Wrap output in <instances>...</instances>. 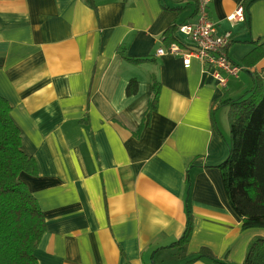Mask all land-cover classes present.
Masks as SVG:
<instances>
[{"label": "crops", "instance_id": "1", "mask_svg": "<svg viewBox=\"0 0 264 264\" xmlns=\"http://www.w3.org/2000/svg\"><path fill=\"white\" fill-rule=\"evenodd\" d=\"M244 1L208 4L243 68L222 88L197 58L185 67L156 56L169 26L196 21V0H0V97L35 162L21 179L45 220L37 264H214L194 260L202 249L242 264L249 242L264 238L242 230L218 168L228 155L224 102L264 69V55L241 63L264 45V0L247 8L248 24L226 20ZM188 216L190 238L178 246Z\"/></svg>", "mask_w": 264, "mask_h": 264}, {"label": "trees", "instance_id": "2", "mask_svg": "<svg viewBox=\"0 0 264 264\" xmlns=\"http://www.w3.org/2000/svg\"><path fill=\"white\" fill-rule=\"evenodd\" d=\"M83 1L95 7L93 0ZM256 1L245 0L241 4L246 24L249 23L247 8ZM181 25L172 24L161 36L167 49L174 44L187 49L175 35ZM263 55L264 45L255 44L241 63L253 67ZM129 60L133 63L145 61ZM135 88L136 83L131 82L127 94L134 93ZM158 94L159 84L152 79L150 109L156 108ZM224 105L228 107V155L218 168L226 198L240 218L242 230L264 229V69L261 75H253V86L248 92L238 99L226 100ZM9 114L10 106L0 97V264H37L35 251L45 232V220L21 179L22 174L35 175L36 165L21 151L20 134ZM190 222L188 216L184 234L176 245L188 242L192 230ZM199 259L228 264L216 260L205 249L194 256V260ZM242 264H264L263 237L249 242Z\"/></svg>", "mask_w": 264, "mask_h": 264}, {"label": "built area", "instance_id": "3", "mask_svg": "<svg viewBox=\"0 0 264 264\" xmlns=\"http://www.w3.org/2000/svg\"><path fill=\"white\" fill-rule=\"evenodd\" d=\"M197 20L193 24H182L178 32L190 43L187 49L182 50L178 45H171L168 49L159 48L156 55L164 54L179 56L184 66L189 65L191 58H197L205 68H210L211 76L216 84L225 87L228 78H236L243 68L230 60L227 48L231 42V33H218L217 26L210 21L207 14L210 0H196ZM243 9L239 6L232 14L226 17L228 22L243 21Z\"/></svg>", "mask_w": 264, "mask_h": 264}, {"label": "rangeland", "instance_id": "4", "mask_svg": "<svg viewBox=\"0 0 264 264\" xmlns=\"http://www.w3.org/2000/svg\"><path fill=\"white\" fill-rule=\"evenodd\" d=\"M207 14H208V12H207ZM196 17H197V13H196ZM197 20V19H196ZM210 20V19H209ZM211 21V20H210ZM196 22V21H195ZM187 24H193V23H187ZM217 26V25H216ZM218 29V28H217ZM177 45V44H176ZM180 48V47H179ZM164 49V48H163ZM183 50V49H182ZM157 53V52H156ZM157 56V55H156ZM205 70V69H204ZM229 79V78H228ZM228 81V80H227ZM227 84V83H226ZM224 88V87H223ZM244 95V94H243ZM242 95V96H243Z\"/></svg>", "mask_w": 264, "mask_h": 264}]
</instances>
